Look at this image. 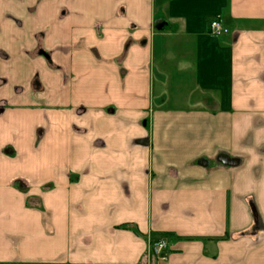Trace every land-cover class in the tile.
I'll use <instances>...</instances> for the list:
<instances>
[{"label": "crops", "instance_id": "crops-1", "mask_svg": "<svg viewBox=\"0 0 264 264\" xmlns=\"http://www.w3.org/2000/svg\"><path fill=\"white\" fill-rule=\"evenodd\" d=\"M0 264H264V0H0Z\"/></svg>", "mask_w": 264, "mask_h": 264}, {"label": "built area", "instance_id": "built-area-1", "mask_svg": "<svg viewBox=\"0 0 264 264\" xmlns=\"http://www.w3.org/2000/svg\"><path fill=\"white\" fill-rule=\"evenodd\" d=\"M208 31L211 35L221 37L230 33L229 29L224 26L219 18H214L209 23ZM168 242L166 240L153 241L150 244V253L162 262L167 261Z\"/></svg>", "mask_w": 264, "mask_h": 264}]
</instances>
